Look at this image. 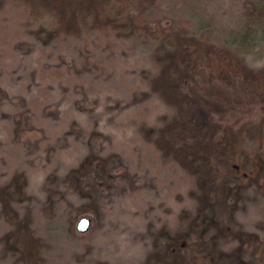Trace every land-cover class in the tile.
<instances>
[{"label":"rangeland","instance_id":"obj_1","mask_svg":"<svg viewBox=\"0 0 264 264\" xmlns=\"http://www.w3.org/2000/svg\"><path fill=\"white\" fill-rule=\"evenodd\" d=\"M115 3L65 34L0 0V264H264V90L222 99L198 71L210 50L264 67V0ZM228 127L255 179L201 150Z\"/></svg>","mask_w":264,"mask_h":264},{"label":"trees","instance_id":"obj_2","mask_svg":"<svg viewBox=\"0 0 264 264\" xmlns=\"http://www.w3.org/2000/svg\"><path fill=\"white\" fill-rule=\"evenodd\" d=\"M24 1L26 3L36 2L39 7L50 11L56 19L52 30L57 33L72 34L82 31L83 27L91 20V16L93 17V13H91V11H93L92 9L96 11L94 13L96 17L94 20L97 22L98 20L102 22V20H105L107 17L111 18V15L115 13H112L111 7L108 6V4L111 5L112 0H108L107 2L106 0ZM129 1L130 0H116L115 4L117 5H114L118 9L119 6H122V3L127 4ZM236 38L234 43L240 47L246 40L245 31L236 33ZM204 59L205 62L200 64L198 71L203 77L201 81L207 83L205 87L210 86V89H213V96L227 99L229 96L228 94H231L230 88L234 85L235 88H237L240 82H244L250 87L248 80L253 81L251 86L255 87V84L260 86V88L256 90L257 93H262V90H264V67L255 75L253 73L248 74L238 56L232 54L222 55L211 50L207 52ZM176 87L179 88V85ZM205 114L207 115H204L205 123L210 125V130L213 131L214 128H218L216 124L212 122L213 115L208 112H205ZM185 123L187 126L191 124L187 120ZM245 141L242 129L235 131L233 128L228 127L220 136H212L210 141L208 140V142L202 146L201 150L203 152L207 150L204 154L209 153L211 156L220 157L222 159L221 165L227 167L233 175L252 180L255 179L259 171V165L261 164V159L259 158H261V156L258 155L257 152L250 153L246 149ZM247 162L251 163L249 167L247 166ZM243 172H245L246 176L242 175ZM31 255L35 256L36 252L31 250Z\"/></svg>","mask_w":264,"mask_h":264},{"label":"water","instance_id":"obj_3","mask_svg":"<svg viewBox=\"0 0 264 264\" xmlns=\"http://www.w3.org/2000/svg\"><path fill=\"white\" fill-rule=\"evenodd\" d=\"M91 225V221L88 218H82L78 223V229L81 231H87Z\"/></svg>","mask_w":264,"mask_h":264}]
</instances>
